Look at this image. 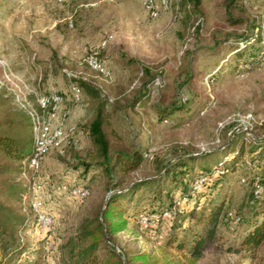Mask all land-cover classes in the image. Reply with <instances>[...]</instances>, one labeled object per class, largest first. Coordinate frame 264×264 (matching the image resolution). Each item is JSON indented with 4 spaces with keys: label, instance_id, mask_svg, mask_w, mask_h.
Listing matches in <instances>:
<instances>
[{
    "label": "rangeland",
    "instance_id": "obj_1",
    "mask_svg": "<svg viewBox=\"0 0 264 264\" xmlns=\"http://www.w3.org/2000/svg\"><path fill=\"white\" fill-rule=\"evenodd\" d=\"M256 27L264 32V0H200L197 6L190 0H171L170 7L157 17L149 15L142 0H94L93 5L0 0V82L13 86L4 73L11 74L33 100L34 94L57 92L67 113L63 153L50 151L39 169L25 177L31 187L22 232L27 260L70 264L67 241L79 233L85 220L99 215L114 181L121 177L111 169L113 154L109 164L103 162L82 130L107 100L104 110L114 131L112 151L143 148L149 154L138 171L123 177L125 185L162 180L164 169L183 156L215 152L220 160L228 152L232 156L240 141L245 143V154L234 174L226 173L223 165L220 172L224 173L212 179L228 177L227 181L211 184L192 198L199 212L217 196L220 185L227 186L231 212L194 264H264V242L253 259L241 246L253 219L246 204L253 171L244 162L252 158L264 162V33H257L260 40L253 38L242 56H237L234 45ZM107 36L112 39L100 52L106 74L100 76L83 59ZM67 73L85 80H71ZM153 76L158 77L148 83ZM73 84L80 88L78 101L71 91ZM0 91L11 96L5 87ZM178 104L187 110L162 116V110ZM7 108L17 109L14 103ZM29 132L32 138L31 127ZM60 186L84 187L90 195L75 199L59 190ZM170 186L162 182L159 195L155 188L139 201L135 197L125 216L126 230L110 243L117 253L123 252L122 259L127 253L147 251L162 262L176 254L162 249L171 229L176 240L186 242L200 229L189 218L176 227L171 221H161L156 227L138 229L139 213L159 214L178 195L176 187L167 193ZM35 198L53 217L52 227L38 224L31 207ZM179 260V264H191Z\"/></svg>",
    "mask_w": 264,
    "mask_h": 264
},
{
    "label": "trees",
    "instance_id": "obj_2",
    "mask_svg": "<svg viewBox=\"0 0 264 264\" xmlns=\"http://www.w3.org/2000/svg\"><path fill=\"white\" fill-rule=\"evenodd\" d=\"M190 3L197 6L200 0H190ZM254 30L255 28L252 29L251 34L241 35L240 43L234 44L237 56H242L241 52L247 49L253 38H256L255 41L260 40L259 34H255ZM157 77L153 76L148 83H152ZM12 103V97L0 91V264H40L38 258L35 261L27 260L28 246L22 236L27 221L28 195L31 190L24 176L28 172L23 170L22 162L30 155L32 149L33 140L29 132L31 125L28 117L26 118L18 108H7ZM106 104L107 100H103L94 117L83 125L82 130L87 135L96 156L103 162L109 164L113 154L111 169L121 177L114 181L111 193L101 207L99 215L85 220L79 233L67 241L65 252L69 256L70 264H179V259L194 264L213 243L222 219L227 218L231 212L228 211L226 202L227 186L223 188L220 185L222 188L217 196L199 212H197V203L192 198L198 196L211 184L219 185L221 181H227L228 177L212 179L216 173H224L220 172L223 165L226 173L234 174L245 154V143L240 141L232 156L228 152L220 160H216L218 153L215 152L201 156H183L175 164L164 169L162 180L144 179L125 185L123 177L142 167L147 151L143 148H134L131 152L112 151L111 137L114 136V131L106 118L104 110ZM186 110L185 105L178 104L162 110V116L169 117L177 111ZM226 148L227 146L223 150L225 151ZM227 156L231 158L227 160ZM249 165L253 175L248 181L246 204L251 207L253 219L241 246L246 250L247 257L253 259L257 249L264 242V193L259 198H255L253 194L255 185L264 188V162L252 158ZM258 168L262 171L259 172ZM197 179H204V187L200 192L192 195L190 184ZM162 182L171 185L167 193H171L174 190L172 188L176 187L175 190L178 192L176 196L186 197L189 201L188 209L176 212L172 216L170 219L172 225L176 227L179 222L189 218L194 220L200 229L192 233L189 242L176 240L171 229L168 241L162 249L165 252L174 250L176 254L162 262L160 259H154L147 251L127 253L122 259L123 252L117 253L110 243H114L117 234L126 230L128 221L125 216L135 197L139 201L145 192L153 191L155 188L158 189L159 195L162 192L160 187ZM181 182L184 183L182 189L177 188L178 183ZM174 198L175 196L171 199L168 208L161 212L171 208Z\"/></svg>",
    "mask_w": 264,
    "mask_h": 264
},
{
    "label": "built area",
    "instance_id": "obj_3",
    "mask_svg": "<svg viewBox=\"0 0 264 264\" xmlns=\"http://www.w3.org/2000/svg\"><path fill=\"white\" fill-rule=\"evenodd\" d=\"M58 3L66 4L71 2H88L94 3V0H56ZM146 11L151 17H157L159 11L167 10L170 7L171 0H142ZM255 32H262L259 27L255 28ZM112 37H105L99 44L96 50L91 51L83 59V63L94 73L104 76L106 74V68L101 60L100 52L104 50L110 43ZM5 74V79L11 82L13 86L0 82V88L5 87L9 90L13 99L14 105L23 113L26 114L30 121L31 133H32V149L29 156H27L23 162L22 167L25 172L36 171L39 169L40 164L44 157L52 150H57L60 154L63 153V147L67 139L66 134V120L67 113L63 112V97L57 92H51L46 95L34 94V100L31 99V94L23 92V90L13 80L12 75ZM69 79H82L76 74L67 73ZM72 94L76 101L79 100L80 88L77 85H72ZM76 145V141L71 142ZM145 158L149 157L146 153ZM248 165L249 162H246ZM27 177V174H24ZM204 187V179H197L190 184V192L194 195L200 192ZM61 191L67 192L75 199L84 200L89 197L90 192L88 189L80 186H74L66 188L60 186L58 188ZM264 193V188L259 185H255L253 194L255 198H259ZM189 201L186 197L175 196L172 202V206L169 210H164L159 214H148L147 212L139 213L136 216V225L140 231L148 227H155L161 221H170L172 216L176 212H182L185 207H188ZM32 210L34 211L37 222L44 228H50L54 224L53 217L49 216L42 209V204L35 198L31 203Z\"/></svg>",
    "mask_w": 264,
    "mask_h": 264
}]
</instances>
